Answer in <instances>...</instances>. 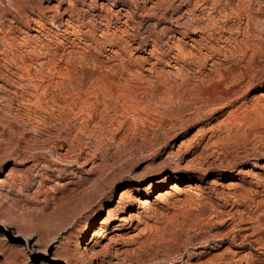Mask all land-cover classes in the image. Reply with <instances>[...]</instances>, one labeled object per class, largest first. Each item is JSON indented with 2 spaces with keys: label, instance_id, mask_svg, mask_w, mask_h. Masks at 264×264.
Instances as JSON below:
<instances>
[{
  "label": "rangeland",
  "instance_id": "obj_1",
  "mask_svg": "<svg viewBox=\"0 0 264 264\" xmlns=\"http://www.w3.org/2000/svg\"><path fill=\"white\" fill-rule=\"evenodd\" d=\"M261 238L264 0H0V264H264Z\"/></svg>",
  "mask_w": 264,
  "mask_h": 264
},
{
  "label": "bare ground",
  "instance_id": "obj_2",
  "mask_svg": "<svg viewBox=\"0 0 264 264\" xmlns=\"http://www.w3.org/2000/svg\"><path fill=\"white\" fill-rule=\"evenodd\" d=\"M157 181H158V180L153 181V182H150L149 185H153V184H155ZM177 188H178V184H177V183H173V184L171 185V187H170V189L173 190V192H174V191L176 192ZM168 190H169V189H162V190L157 191V193H156V195L154 196V198H155V199H158V200H161V198H163L164 196L169 195V191H168ZM178 190H179V188H178ZM127 191H129L128 188L124 189V190L121 192V194L124 195ZM128 194H129V193H128ZM128 194H127V195H128ZM135 202H136V205H137L138 207H144V206L148 205L149 200H148L146 197H141V198H137V199H135ZM255 231H256V230H255ZM86 234H87V232L85 233V235H86ZM255 234H256V233H255ZM257 238H258V237H257ZM259 238H260V237H259ZM260 240L263 241L264 238H263V239H262V238H261V239H255L256 243H259V244H260V242H261Z\"/></svg>",
  "mask_w": 264,
  "mask_h": 264
}]
</instances>
